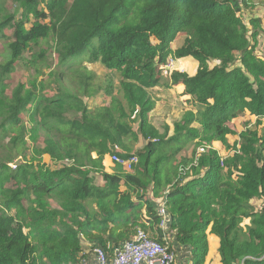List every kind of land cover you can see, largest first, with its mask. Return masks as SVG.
<instances>
[{"label":"trees","instance_id":"1","mask_svg":"<svg viewBox=\"0 0 264 264\" xmlns=\"http://www.w3.org/2000/svg\"><path fill=\"white\" fill-rule=\"evenodd\" d=\"M10 1L35 10L24 16L22 10L17 20L5 8ZM249 1L260 0H51L43 9V0H0V40L10 55L0 68V264H79L84 243L112 260L138 231L161 244L172 237L189 247L187 264H206L211 227L220 264H264V58L254 56L239 16ZM180 35L182 45L173 50ZM43 43L53 44L62 70L100 64L118 74L117 85L111 77L95 88V77L82 75L81 91L73 93L58 86L62 71L48 87L53 96L38 99L21 85L8 95L5 83L17 62ZM169 57L195 59L197 74L169 75ZM161 86L182 87L189 108L163 132L150 118L156 109L150 92ZM117 88L136 113L144 142L136 154L123 145L133 131L123 105H107ZM246 115L255 119L241 139L247 171L237 161L223 174L212 150L198 164L179 160L199 137L225 143L229 123ZM29 133L42 135L39 152L49 158L35 176L28 166L9 165L26 153ZM121 145L125 153L115 151ZM114 154L137 158L134 171L112 161ZM161 205L170 236L160 228ZM26 224L38 230L36 243Z\"/></svg>","mask_w":264,"mask_h":264},{"label":"rangeland","instance_id":"2","mask_svg":"<svg viewBox=\"0 0 264 264\" xmlns=\"http://www.w3.org/2000/svg\"><path fill=\"white\" fill-rule=\"evenodd\" d=\"M50 1L51 0H43L41 9H43L46 3H49ZM5 8L11 14L16 15L17 20L21 19L22 17V10L23 16L27 13L31 14L35 10L33 8L21 5L18 6L11 1L6 4ZM239 14L243 17L244 21H246V25L249 26L250 37L254 42V56L257 58H264V33L261 29V27H264V0H260L257 3L252 1L247 2L244 6H242V11ZM3 15L4 14H0V20L4 18ZM30 20L34 22L33 17H31ZM256 20H259V23H257ZM31 24L32 23H29L28 27L31 26ZM7 33L11 35L13 30H9ZM182 42L183 37L180 35L178 36L177 40L172 43V48L174 50L178 49L182 45ZM99 43V39H95L93 41V45H99ZM54 49L55 48L53 44L43 43L39 46H32L29 50H27L22 59L17 62L14 68V73L11 74L10 78L5 83L9 86L7 94L11 95L12 91L18 85H21L26 93L33 92L38 99H41L43 96H53V89L48 87L52 84V87H55L57 75L62 71L65 73L60 76V82H58V86H61L62 88L73 93L81 91L79 79L82 77V75H86V77L90 75L94 76L95 88H97V85H104L105 80L111 77H113L112 80L114 81L115 85H117V79L119 77L118 74H112L100 64L85 63L80 70L73 69L75 72L72 73H70V71L66 68L62 70L58 66V53ZM40 53L43 55L42 59L39 57ZM9 56V51L6 47V44L4 41L0 40V68L10 59ZM81 58L82 57L74 58L75 60L73 62H80ZM172 58L174 59V57H169L167 60V65L169 64L172 69H175V71L184 72L188 75H195L197 73L199 64L195 59L187 57V59L183 58L177 60L175 58L173 60ZM69 73L70 75L66 77V74ZM166 76L163 78L168 79L169 75ZM158 89L161 91L150 92L151 97L156 101V109L150 115V118L152 124L160 132H163L165 125L172 126L173 122L179 120L182 115L189 110V108L186 104V98H180L182 89L164 88L162 86L158 87ZM96 102L98 101H91L90 105ZM119 102L123 105V110L127 114L126 116L128 122L133 127V131L130 133V135L124 137L123 145L128 146L131 149V153L127 154H136L137 150H140L144 145L143 140L136 131V113L130 110L128 107V100L122 96L119 89L117 88L115 90V99L108 100L107 105H115L116 107ZM25 118L27 121L29 120L28 115ZM250 120V116L246 115L245 117H239L231 121L229 126L232 130V134L227 137L225 143L214 142L213 139H210L209 137L208 139L205 137H199L195 139L193 142L189 143L185 150L181 153V155L178 157L179 160L184 158L187 159L190 165L198 164L201 158L208 160L211 154L210 151L212 150L218 153L221 164L223 162V166L221 165L223 174L226 173L227 170L233 169L237 161L239 162L238 168L242 171H247V159L241 151V139L245 134H247L248 131L254 130L255 128V119H253L254 121H252V123ZM42 139V135L38 136L37 134L29 133L25 143L26 153L20 155L19 158L15 157L14 161L9 164L11 165L10 168L16 169V167L20 165L28 166L29 170L34 176L37 174V172L39 173L41 168H45L44 164L49 163V158L47 156H42L39 152L38 147L39 145L43 144ZM4 145L6 146V143ZM123 145L118 147L125 153L126 150L124 149ZM14 155L15 154H10L8 152V158H13ZM60 165L61 167L63 166V164ZM60 165H51V167L56 168L60 167ZM126 170L131 172L129 169ZM132 171H134V169ZM181 177H183V175ZM8 187L13 188L14 185L9 184ZM258 203L256 202V204ZM28 204L30 203L28 202ZM50 205L54 208L57 207L56 203L53 201H50ZM26 229L30 231L31 240L33 243H36V234L38 230H36L34 226L28 224H26ZM214 231L215 229L213 227L207 231V234H209L208 238L210 241V252L206 264H220L219 240L214 235ZM168 239L167 245H169L175 252L177 262H185L184 264H186L190 253L188 250L189 247H180L178 243L173 241L172 237H168Z\"/></svg>","mask_w":264,"mask_h":264},{"label":"built area","instance_id":"3","mask_svg":"<svg viewBox=\"0 0 264 264\" xmlns=\"http://www.w3.org/2000/svg\"><path fill=\"white\" fill-rule=\"evenodd\" d=\"M243 22V17L239 14ZM173 59V58H172ZM174 60V59H173ZM166 70L169 75L175 71L166 63ZM120 148L115 147V151ZM112 161L120 163L125 170H133L138 163L137 159L123 160L117 154L111 157ZM223 166V162L221 164ZM159 215L161 216L160 228L170 236V218L165 206L161 205L159 208ZM84 251V250H83ZM82 254V253H81ZM80 254L79 264H184L178 263L176 254L169 245L161 244L149 237L145 231H138L132 241L126 243L121 249L115 251L114 258L108 259V256L102 249H89L88 252ZM187 264V262H186Z\"/></svg>","mask_w":264,"mask_h":264},{"label":"crops","instance_id":"4","mask_svg":"<svg viewBox=\"0 0 264 264\" xmlns=\"http://www.w3.org/2000/svg\"><path fill=\"white\" fill-rule=\"evenodd\" d=\"M173 50H174V49H173ZM185 59H187V58H185ZM197 71H198V70H197ZM196 74H197V73H196ZM196 74H195V75H196ZM195 75L192 74V75H190V76H195ZM171 88L173 89V88H175V87H171ZM176 88H180V89H182V87H176ZM158 91H159V90H158ZM160 91H161V90H160ZM181 93H182V92H181ZM181 93H180V94H181ZM187 99H188V98L186 97V100H187ZM121 153H124V152L121 150ZM217 238H218V237H217ZM218 240H219V238H218ZM219 242H220V241H219ZM219 246H220V245H219ZM89 249H90V247H89L86 243H84V251H83V253L88 252ZM188 250H189V249H188ZM83 253H82V254H83ZM82 254H81V255H82ZM90 264H93V263H90Z\"/></svg>","mask_w":264,"mask_h":264},{"label":"bare ground","instance_id":"5","mask_svg":"<svg viewBox=\"0 0 264 264\" xmlns=\"http://www.w3.org/2000/svg\"><path fill=\"white\" fill-rule=\"evenodd\" d=\"M133 159H137V158H133ZM138 160V159H137ZM120 164V163H119ZM122 165V164H121Z\"/></svg>","mask_w":264,"mask_h":264}]
</instances>
